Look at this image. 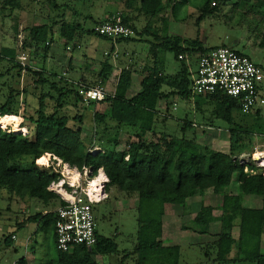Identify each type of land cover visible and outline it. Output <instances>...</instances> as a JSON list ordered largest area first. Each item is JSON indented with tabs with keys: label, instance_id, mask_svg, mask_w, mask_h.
<instances>
[{
	"label": "trees",
	"instance_id": "obj_1",
	"mask_svg": "<svg viewBox=\"0 0 264 264\" xmlns=\"http://www.w3.org/2000/svg\"><path fill=\"white\" fill-rule=\"evenodd\" d=\"M48 1L52 8L59 12L51 23H43L37 28H27L30 39L25 38L21 48L34 46L32 54H37L36 49L43 40L45 49H48L51 44H46V41L54 42L55 34L67 43H74L85 31V24L78 19V16L82 15L78 9L89 7L93 0H86L87 4L83 0L80 6L79 0ZM117 1L122 5V10L117 11L122 22L130 27L140 37L139 39L145 35L151 36L147 56L152 55L153 64L142 69L140 89L134 95L128 96V90L132 83V74L137 70L126 66L117 75L113 93L101 101L90 103L108 104L107 109L93 113L94 134L98 135V145L92 146L98 149L93 153L88 150L89 148H85V138L81 135L83 114L76 113L71 116L68 105L69 99H73V103L71 102L73 107H78V103L81 105L84 103L79 92V83L85 86H94L96 83L86 85L81 80L76 82L64 79L56 72H47L43 66L39 71L27 67L33 76V85L19 89L18 79L23 67L16 59L0 54V62L5 63L0 71V89L7 90L0 101V116L7 114L18 116L19 96L22 95L21 101H24L22 118L28 125L27 135L0 128V189L6 188L11 196L15 195L20 199L27 197L32 202L35 200L44 206L54 207L62 201L47 187L60 175L52 166L43 165L46 155L58 157L79 170L83 167L90 168L91 177L102 169L108 178L107 190L116 186L124 194L137 197L136 243L128 252L133 255L134 264H180V246L166 245L162 240L165 205L178 204L187 212L189 208L186 202L189 198L196 195L202 197L209 190L217 194L235 181L237 192L222 195L218 216L213 214L215 209L213 206L202 205L182 228L193 234L205 235L209 234L210 224L218 222L220 229L216 239L205 244L207 248H213L216 262L232 264L234 261L249 260L255 264H264V251L261 248L264 235L262 168L250 165L249 170L244 172L241 166L232 161V153L241 149L243 137L252 138L258 135L264 138V115L261 108L253 113H243L239 101L223 91L192 96L187 66L178 56L188 54L195 64L199 54L215 47L206 48L195 39L186 40L168 33V11L174 13L179 2ZM217 1L224 0H205L203 6L199 8L201 11L199 19L216 10ZM4 2L9 3L11 7L16 4V0ZM66 10H69L71 17L66 18ZM83 17L87 19L92 16L86 14ZM143 19L145 23L138 29L135 23ZM54 26L56 30L53 29ZM14 28L17 32L16 24ZM88 33L106 39L92 29L88 30ZM47 37L50 40H46ZM131 39L117 38L113 42L106 58L100 61L97 75L99 84L107 80L112 70L113 66L108 58L115 50L114 43ZM259 46L264 47V33ZM167 51L172 52L175 59L181 61L179 69L172 75L163 73L164 60L160 54ZM30 93L32 98H36L37 104L33 113L28 114L25 106L29 105L26 98ZM174 97L193 100L194 109L200 115L198 125L213 128L217 120L224 122L229 137V152L220 153L199 143L195 138H187L184 135L175 137L163 129L165 126L159 128L160 106L162 103L167 104V101ZM70 119L74 120L76 127L68 125ZM192 126H196L194 121H184L181 129L184 132ZM121 131L125 133V145L120 150L117 148L119 146L117 136ZM245 196L260 197L261 206L258 208L247 206ZM39 217L46 221L47 231H52L55 238V215L37 212L28 216L26 221H36ZM234 226L238 227L237 238L232 235ZM9 238L10 236H5L6 241ZM96 238L97 242L91 249L75 247L71 252L62 253L65 256L59 258V264H102L93 257L118 252L117 244L112 238L104 237L97 232ZM233 249L234 257L230 258ZM78 253H82L83 258H74ZM205 255L209 256V253L206 252ZM24 263L23 257L17 261V264Z\"/></svg>",
	"mask_w": 264,
	"mask_h": 264
},
{
	"label": "rangeland",
	"instance_id": "obj_2",
	"mask_svg": "<svg viewBox=\"0 0 264 264\" xmlns=\"http://www.w3.org/2000/svg\"><path fill=\"white\" fill-rule=\"evenodd\" d=\"M79 2L78 5L80 6L83 0H79ZM84 2L85 4L88 3L86 0ZM204 2L205 0H179L174 13L168 11V33L178 35L186 40L195 39L206 48L220 45L230 47L248 56L256 65L261 67L264 74V47L259 46V41L264 33V0L217 1L215 5L216 10H212L199 19L201 14L199 8L203 6ZM2 7L4 9H1ZM78 10H81L82 15L78 16V19L85 24V31L76 38L74 43H67L66 40L59 38L55 34L54 42H51L48 49H45V40H43L36 49L37 54H32L34 46H28L25 49L21 48L24 39H30L27 28H37V26L43 23H51L59 11L52 8L48 0H16L14 7H11L9 3H5L4 0H0V54L7 55L16 60L21 51L26 52L28 55V61L25 70L20 73L17 88L21 89L23 86L33 85V76L27 70V67L39 71L41 66L45 67L47 72H56L58 76H63L64 79H72V81L76 82L81 80L86 85L92 82L96 83L95 85L100 83L97 80L100 61L106 58L105 52H109L113 42L90 34L88 30L99 23L107 13L121 11L122 5L117 0H93L89 7H84L83 9L80 7ZM86 14H90L92 17L85 19L83 15ZM65 15L66 18L71 17L69 10H66ZM144 23L145 20L143 19L141 22H136L135 25L139 29L143 27ZM15 24L17 25V32H15ZM53 29L56 30V26ZM131 38V40L126 42L114 43L117 56L113 57L111 54L108 58L112 63V70L107 80L99 84L104 87L107 94H112L117 75L126 66L137 70L132 74V83L128 90V95L137 92L140 89L139 81L142 77V69L153 64L152 55L149 54L147 56L149 41L152 40L151 36L145 35L139 39L140 37L134 32ZM46 40H50V38L47 37ZM160 57L164 60L162 64L163 73L165 75L175 74L181 65V61L175 59L174 54L168 51L160 54ZM2 66H5V63L2 64L0 62V71H2ZM262 86L264 88V80L262 81ZM6 91L5 88L0 89V101L3 100L2 95ZM22 98V95H20L18 116L16 115L18 122L22 125V131L17 132L27 135L28 125L26 122H23L22 118L24 113V101H21ZM26 101L29 104L25 106L28 110L27 113L31 114L36 107L37 100L36 98H32L30 93ZM71 102L73 103V99H69L68 107L70 115L73 116L76 113L83 114L81 135L85 138V148L97 146L98 135L94 134L93 113L107 109L108 104L106 102L88 105L78 103V107H73ZM174 106L175 109L173 108ZM160 110L158 127L162 128L165 126L163 129L168 134L175 137H182L184 135L187 138H195L199 143L207 145L220 153L229 152L230 143L226 124L221 120H217L213 128L198 125L197 122L200 115L194 109L193 100L187 101L177 97L170 98L167 104L162 103ZM261 110L262 115H264V105L261 107ZM184 121H194L196 126H192V128H188L183 132L181 125ZM68 125L76 127L74 120L71 119ZM6 126L0 128L6 131H14L12 124ZM112 136H110V139H112ZM117 140L119 143L117 148L123 149L125 145V133L123 131L119 132ZM241 152L248 155L255 152V157H263L264 138L258 135L252 138L243 137L241 149L234 151L232 157L239 155ZM45 162L47 164L48 155L45 156ZM53 162L55 161L52 159V162L50 161L49 164L52 165L54 164ZM234 185L236 183L232 181L226 189H231ZM107 194L108 197L104 201L93 205L95 228L99 235L114 240L117 244L118 252L107 255L99 254L93 258L102 264H134L133 255H130L128 252L134 248L136 243L137 197L136 195L124 194L116 186L109 187ZM35 202V200L32 202L33 206L38 204ZM219 202V196L212 192V190H209L202 197L196 195L189 198L186 202L189 208L187 212H184L181 205H167L163 240L180 246V264H220L214 259L213 248L205 246L207 242H211L216 237L218 222L211 223L212 232L208 234L206 239L202 235L193 234L189 230L182 228V225L189 222L188 220L193 218L202 205L213 206L215 208L213 214L218 216L220 214V210L218 209ZM16 203L21 202L12 200L11 193L6 188L0 189L1 245H3L2 236L6 233L4 227L9 223H14L17 219L23 218L16 208ZM250 203L252 205L257 204V202L253 201ZM38 208H42L40 203ZM34 228V224L30 223L26 230L33 232ZM19 230L16 231L18 239L26 233V230H22L21 232ZM43 241L45 255L43 256L38 246L35 263L59 264L58 258L59 255H62V252L54 247L50 236L44 238ZM12 245L14 246L13 242ZM206 252L209 253V256L205 255ZM1 254H4L3 249L0 250ZM23 255L24 247H21L16 254L10 250L0 264H11L10 260L17 259ZM64 256L65 254L62 255V257ZM74 258L80 259L83 258V255L82 253H78ZM235 264L255 263L247 260L236 261Z\"/></svg>",
	"mask_w": 264,
	"mask_h": 264
},
{
	"label": "built area",
	"instance_id": "obj_3",
	"mask_svg": "<svg viewBox=\"0 0 264 264\" xmlns=\"http://www.w3.org/2000/svg\"><path fill=\"white\" fill-rule=\"evenodd\" d=\"M173 1L177 2L178 0ZM92 30L112 42H115L117 38H127L134 34V31L122 22L118 12H112L105 16ZM46 44L51 43L46 41ZM108 53L105 52L106 55ZM111 54L113 57L117 56L115 50ZM178 58L183 60L187 66L192 96L223 91L236 98L240 103L241 111L246 114L253 113L264 105V88L262 86L264 74L262 69L248 56L240 54L230 47L220 45L199 54L195 64L192 63L188 54H180ZM16 61L21 64L24 71L28 61L26 52L21 51ZM79 86V92L86 105L101 101L105 96L110 95L99 84L85 86L79 83ZM173 108L175 109V106ZM97 149V147H91L88 150L93 153ZM255 152L249 155L241 153L233 156L232 161L241 166L244 172L249 170L250 165L262 168L264 175V156L255 157ZM52 159L55 162L50 165L49 162H52ZM47 166H52L54 171L60 175L47 188L56 193L62 203L41 212L43 215L49 213L55 215L56 249L62 253L70 252L75 247L91 249L97 242L93 205L108 197L106 189L108 178L102 169H99L97 174L91 177L90 168L83 167L79 170L51 154L48 155L45 167ZM101 173L103 178L94 184ZM71 177H74V180Z\"/></svg>",
	"mask_w": 264,
	"mask_h": 264
},
{
	"label": "crops",
	"instance_id": "obj_4",
	"mask_svg": "<svg viewBox=\"0 0 264 264\" xmlns=\"http://www.w3.org/2000/svg\"><path fill=\"white\" fill-rule=\"evenodd\" d=\"M177 2H179V0ZM114 12H116V11H114ZM108 14L109 13H107L106 15H104V17L107 16ZM137 92H134L133 94L128 95V96H132V95H134ZM236 192H237V186L236 185L232 186L231 189H229V188L226 189V187H225L222 190H220L219 193H217V195L220 198L219 205L221 203V198H222V195L223 194H225V193H233L234 194ZM11 199L12 200H15L16 202H21V203H16V208L19 210V213H20V215L23 218L22 219H17V221H15L14 223H9L6 227H4V229H6V233L2 236L3 245H1V243H0V250L3 249L4 254H1L0 255V262L2 261V259H4V256L10 250H12L16 254L17 252H19V249L21 247H24V255L22 256L25 259V263L24 264H36L35 263V261H36L35 255H36V252L38 251L37 250V247L38 246L40 247L41 253L44 256L45 255V249H44L45 246H44L43 239L50 236L51 239H52V241H53V245L56 248V246H55V238L53 236V232L52 231L51 232H48L47 231V227L48 226L46 224V221L42 217H39L36 221H31V222L26 221V219H27L28 216L33 215V212H36V213L37 212H42L43 210L51 209L53 207H51V206H44V205L40 204L42 206V208H38L39 202H35L36 204L37 203L38 204L35 205V206H33L32 205V200H30L27 197L20 199L17 196L12 195L11 196ZM244 200H245L246 205L249 206V207L258 208L262 204L261 198L258 197V196H245L244 197ZM252 201L253 202H257V204L256 205H252L250 203ZM167 205L168 204L165 205V212H164V215L162 217V221H163L162 232H161L162 233V235H161L162 236V240L164 239L163 238L164 219H165V214H167V212H166L167 211ZM177 205L178 204L170 205V206H177ZM30 223H33L34 226H35L33 232H29L28 230H26V229H28ZM20 228H21V230H19ZM219 229H220V224H218V229L216 231L217 233L219 232ZM18 230H19V232H21L22 230H26V233L21 238H19V239H18V235L16 233V231H18ZM211 232L212 231H211V224H210L209 234ZM232 235H233L234 238H237V236H238V227L237 226H234L233 227V229H232ZM5 236H10V238L6 241L5 240ZM202 237L206 239V237H208V234H205V236L202 235ZM215 239H216V237L213 240H215ZM12 242H13L14 246L12 245ZM163 243L166 244V245H175V244H170V243H168L165 240H163ZM261 248H262V251H264V235L262 237ZM234 250L235 249H233V251H232V253L230 255V258H233L234 257ZM61 256L62 255H59V258ZM20 258L21 257H19L17 259L10 260L11 261V264H17V261ZM244 261H247V260H244ZM235 262L236 261H234V264H235Z\"/></svg>",
	"mask_w": 264,
	"mask_h": 264
},
{
	"label": "bare ground",
	"instance_id": "obj_5",
	"mask_svg": "<svg viewBox=\"0 0 264 264\" xmlns=\"http://www.w3.org/2000/svg\"><path fill=\"white\" fill-rule=\"evenodd\" d=\"M10 124L13 125V130L14 131H16V132L17 131H22V128H21L22 125H20V123L18 122V119H17L16 115L7 114V115L0 116V127H5L6 125H10ZM43 163H44L43 165H46L45 161H43ZM102 178H103V174L101 173V176L99 177V179H97L95 181L94 184H97ZM71 179L74 180V177H71ZM92 187H93V185H92Z\"/></svg>",
	"mask_w": 264,
	"mask_h": 264
}]
</instances>
